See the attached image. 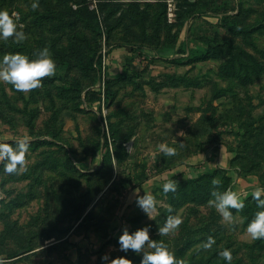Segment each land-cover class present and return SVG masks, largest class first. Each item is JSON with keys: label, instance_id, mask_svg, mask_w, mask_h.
<instances>
[{"label": "rangeland", "instance_id": "obj_1", "mask_svg": "<svg viewBox=\"0 0 264 264\" xmlns=\"http://www.w3.org/2000/svg\"><path fill=\"white\" fill-rule=\"evenodd\" d=\"M33 2L0 0L26 33L0 39V59L48 47L56 61L27 91L0 79V141L29 139L23 167L0 159V264H140L148 242L123 250L119 236L142 227L186 264H264L247 232L264 187V0ZM213 188L245 200L231 220ZM148 192L152 214L137 203ZM169 214L182 223L161 234Z\"/></svg>", "mask_w": 264, "mask_h": 264}, {"label": "clouds", "instance_id": "obj_2", "mask_svg": "<svg viewBox=\"0 0 264 264\" xmlns=\"http://www.w3.org/2000/svg\"><path fill=\"white\" fill-rule=\"evenodd\" d=\"M33 8L38 7V3L33 2ZM9 37L17 41H22L26 38V33L22 27L18 26L16 13L10 14L7 8L0 9V39L7 40ZM56 72V61L53 58L48 47H44L36 58H30L28 55L16 52L8 53L0 59V79L10 82L18 90H30L42 84V77L50 76ZM29 148V139L27 137L18 138V143L13 145L0 141V159L7 157L4 164L5 171L11 173L23 167L25 155ZM159 148L166 155H173L177 149L175 146L167 143H160ZM213 184H219L220 180L214 178ZM177 181L173 179L167 180L163 184L165 193L170 190L175 191ZM252 198L256 200L258 211L247 225V232L254 239L264 238V187H256L252 189ZM209 204L215 208L226 219L233 218L232 208L241 209L245 205V200L241 199L240 193L228 189L220 191L216 188L212 189V198L209 199ZM138 205L147 213L152 214L157 209V199L151 193L139 195L137 197ZM171 213V209L169 210ZM182 217L179 215L169 214L166 222L160 226L161 234H167L176 229L182 223ZM119 247L123 250L129 248L139 252L145 243L151 247V251H147L143 255L140 264H186L183 259H178L175 254L169 250L167 244L163 240L150 239V233L147 227H142L134 232H130L127 228L123 230L119 236ZM215 243V238L209 236L203 243L204 248H210ZM219 255L227 261L232 260V251L229 248H224L219 252ZM110 254L104 253L100 259L102 264H134V261L124 255L116 256L109 259Z\"/></svg>", "mask_w": 264, "mask_h": 264}, {"label": "crops", "instance_id": "obj_3", "mask_svg": "<svg viewBox=\"0 0 264 264\" xmlns=\"http://www.w3.org/2000/svg\"><path fill=\"white\" fill-rule=\"evenodd\" d=\"M64 239H66V237L62 238V239H59V243L62 242ZM55 244H58L57 242H53L52 244H47V245H44L42 247H39V248H36L32 251H30L28 254H34L36 252H39L41 250H44V249H48L49 247H51L52 245H55ZM23 256H20V257H17V259H21Z\"/></svg>", "mask_w": 264, "mask_h": 264}, {"label": "trees", "instance_id": "obj_4", "mask_svg": "<svg viewBox=\"0 0 264 264\" xmlns=\"http://www.w3.org/2000/svg\"><path fill=\"white\" fill-rule=\"evenodd\" d=\"M53 246V245H52ZM51 246V247H52ZM51 247H49L48 249H50ZM34 249H36V247H34V248H30L29 250H27V252H30V251H32V250H34Z\"/></svg>", "mask_w": 264, "mask_h": 264}]
</instances>
